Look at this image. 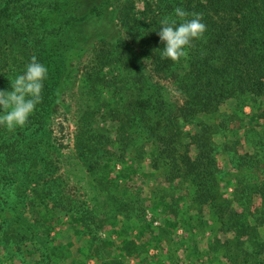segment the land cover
<instances>
[{
    "label": "trees",
    "instance_id": "trees-1",
    "mask_svg": "<svg viewBox=\"0 0 264 264\" xmlns=\"http://www.w3.org/2000/svg\"><path fill=\"white\" fill-rule=\"evenodd\" d=\"M46 1L52 3V10L27 30L8 23L24 0H0V90H11L10 79L33 56L49 70L42 101L27 124L14 132L0 127V193L6 192L0 197V216L5 214L1 233L18 239L33 230L27 206L32 198L48 238L65 223L85 235L88 232L83 229L90 223L103 228L102 219L112 229L116 227L120 245L114 253L106 250L113 240L100 238L96 245L81 250L82 259L69 264H87L88 259L123 264L120 258L139 256L142 249L137 241L131 243L117 230L118 214L134 202L133 196L122 192L120 179L133 177L137 168L122 159L124 167L112 175L113 160L129 149L136 154L132 161L139 159L148 148L151 166L162 169L168 183L180 179L188 186L184 192L190 198L189 210L195 213L184 217L183 224L223 234L212 245L220 264H264V179L257 178L255 171V178L251 176L254 164L264 163V155L257 152L252 158L248 152L241 153L240 134L232 133L231 127L241 124V115L249 116L243 111L251 104L260 138L255 142L249 134L253 128L245 129L243 136L254 148L264 147V0H158L148 22L135 14L130 19V9L122 0ZM176 7L199 13L207 26L204 37L193 41L187 58L178 62L161 57L164 44L158 35L160 20L175 18ZM119 14L122 27L133 26L128 37L121 39L118 30L93 29L95 19L113 25ZM106 32L110 35H103ZM104 36L112 37L107 42L113 46L111 58L78 69L74 59L92 40ZM146 55L151 61L144 64ZM71 88L78 95L76 160L83 168L88 166L85 171L91 182L114 191L108 213H92L83 202L72 204V195L58 175L63 153L56 146L51 117L62 101L61 94ZM228 103L235 105L232 111L223 109ZM111 132L116 133L114 139ZM113 141L121 153L111 152ZM159 201L164 210L171 205L167 199ZM19 240L16 246L22 245ZM3 244H10L9 239ZM150 260L159 262L160 257Z\"/></svg>",
    "mask_w": 264,
    "mask_h": 264
},
{
    "label": "rangeland",
    "instance_id": "rangeland-1",
    "mask_svg": "<svg viewBox=\"0 0 264 264\" xmlns=\"http://www.w3.org/2000/svg\"><path fill=\"white\" fill-rule=\"evenodd\" d=\"M122 3L128 5L130 9V15L128 17L130 19H133V15L131 14H135L141 18L144 16L146 22L150 20L153 14L152 11L158 7V0H122ZM22 5V8L19 7L21 9L20 12L17 9L18 12L12 18H9L8 23L12 21L14 27L16 25L19 27L26 26L27 30L29 26L32 27L39 23V19L49 14L53 7L52 3L46 0H24ZM143 12H145L144 15ZM29 13L31 14V18L29 17ZM114 19L113 25H110L109 21L99 22L95 19L96 27H93V29H98L101 32H105L107 28H109V31L118 30L121 39L124 36L128 37V30L133 26L122 27L119 21L122 19L120 14L119 16H114ZM103 35L110 34L106 32ZM31 37H33L32 34L27 39ZM111 39L112 37L104 36L101 40H92L84 53L74 59V63L78 69L90 64H99L100 62L109 60L111 58L110 49H113V46L107 42ZM124 40L127 39L124 38ZM141 51L139 54L143 55L144 52ZM142 60L146 64L151 61V57L146 55L142 57ZM151 74L155 78L158 77L155 72H151ZM167 85L169 89L173 88L171 84L168 83ZM76 93L75 88L64 91L61 94L62 101L60 98V103H58V107L55 108V113L51 117L52 122L50 128L53 132L56 146L63 153L62 161L58 164L60 168L58 175L63 177L65 182L64 186L72 195V200L69 199L72 204L81 205V202H83L84 206H88L92 213L100 212V214H104L111 211L110 202L112 200L110 195L114 191L103 183L101 185L100 183L91 182L90 177H88L85 171L88 169V166L86 165L83 168L82 165H78L79 163L76 160L74 150V133L77 121L76 98H78ZM234 106V104L228 103L223 109L232 111ZM251 107L252 105L249 103L245 105L243 113L249 116L245 117L241 115V124L240 122L233 123L231 127L234 128L232 133L240 134V145L238 144V149H240L241 153L248 152L250 157L253 158L257 152L264 155V147L260 144L257 146L261 151L258 148H254V144L247 143L245 136H243L245 129L247 131L248 128L250 130L253 128L254 130L249 134L255 138V142L260 138L258 135L261 130L254 123V116L251 115ZM98 123L102 125L103 121L98 120ZM243 124L245 125L244 127H242ZM187 129H189V125ZM109 136L114 139L116 133L111 132ZM231 138H233V134H231ZM221 141V138L217 137V142L221 143ZM117 145L118 143L112 142V153H121V151L116 149ZM146 151L147 153H144L145 150L141 153V158L132 161V158L136 154L133 153L132 149H129L123 156L113 160L116 166L112 175L117 174L124 167L121 161L122 159L125 162H132L137 168V172L134 173L133 177L120 179V182H123L122 192L126 191L130 197L133 196L134 202L127 211L122 210L120 214L117 213L119 215L117 216V230L121 229L123 237L127 238L131 243L137 241L138 246L142 250L139 256L120 258V260L123 264H209V261L214 259L213 262L215 264H220L218 258L219 253L214 250L212 245L223 234L214 235L210 231H206L203 227L183 224L182 219L184 217H191L195 213L189 210V205L191 204L190 198L184 192L188 186L183 184L180 179H177L174 183H168L161 174L162 169L151 166L152 160L148 152L152 153V150L149 151L147 148ZM259 154L256 157L257 159L261 158ZM239 171L243 174L246 172L245 169ZM254 171L257 172V178L264 179V163L256 162L254 164V168L251 171L253 178H255ZM88 172L91 175V172ZM94 172L95 170L93 169V175H95ZM5 193H0V197L5 196ZM121 194L124 195V198L126 197L125 193ZM161 198L171 201L170 207L166 210H164V206H159L162 204L159 201ZM33 205L34 201L31 198L27 206L33 215L32 225L34 226V231L31 229L27 232V236L19 237L22 239V245L20 246H16L19 245V238L17 239V237L13 236L11 238L5 237L1 233V224L5 214L0 216V264H65L64 257H66L67 264H69L73 260L82 259L81 250L85 249L88 245H96L97 242L101 241L100 238L110 237L113 240L110 247L106 248V250L112 253L115 251L114 248L120 245V237L115 232L116 227L112 229L105 219H102L104 226L101 229H98V226L93 223H90L84 229L82 228L83 230H87V235L83 233L78 234L75 232L78 229L77 226L65 223L62 226L56 227L52 231L50 238H48L45 230L46 226L45 224H41L42 221L37 218L38 215L35 213L36 209L33 208ZM59 212H63V210ZM63 218L65 221L68 220L67 217ZM171 225L173 226L170 227ZM39 231L42 235L37 234ZM6 238L9 239L10 244H3ZM130 247L134 246L131 245ZM158 255L160 257L159 262L151 260L149 263L147 262L148 259L152 258L158 260ZM61 256H64L62 261L58 258L57 262H54L55 258ZM86 262L87 264H100L95 259H88Z\"/></svg>",
    "mask_w": 264,
    "mask_h": 264
},
{
    "label": "clouds",
    "instance_id": "clouds-1",
    "mask_svg": "<svg viewBox=\"0 0 264 264\" xmlns=\"http://www.w3.org/2000/svg\"><path fill=\"white\" fill-rule=\"evenodd\" d=\"M174 16L160 20L158 32L164 47L161 57L178 62L186 59L193 41L202 39L207 31L199 13H189L181 7L174 9ZM47 66L33 56L23 71L10 79L11 90H0V127L9 132L24 127L42 101Z\"/></svg>",
    "mask_w": 264,
    "mask_h": 264
}]
</instances>
